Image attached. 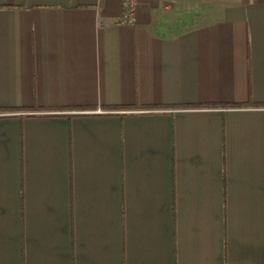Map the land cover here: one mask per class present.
Instances as JSON below:
<instances>
[{"label": "crops", "instance_id": "1", "mask_svg": "<svg viewBox=\"0 0 264 264\" xmlns=\"http://www.w3.org/2000/svg\"><path fill=\"white\" fill-rule=\"evenodd\" d=\"M137 3L0 0V264H264V0Z\"/></svg>", "mask_w": 264, "mask_h": 264}, {"label": "built area", "instance_id": "2", "mask_svg": "<svg viewBox=\"0 0 264 264\" xmlns=\"http://www.w3.org/2000/svg\"><path fill=\"white\" fill-rule=\"evenodd\" d=\"M123 4L125 7L124 12V24H134L135 23V15L137 10V0H123ZM103 111L98 110L94 112H87V114H102Z\"/></svg>", "mask_w": 264, "mask_h": 264}]
</instances>
